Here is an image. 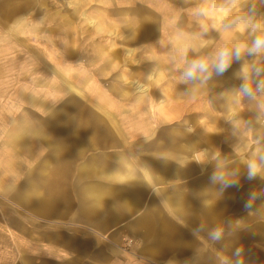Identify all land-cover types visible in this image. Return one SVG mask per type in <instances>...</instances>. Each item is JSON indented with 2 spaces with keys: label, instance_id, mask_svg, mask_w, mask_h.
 I'll return each instance as SVG.
<instances>
[{
  "label": "crops",
  "instance_id": "1",
  "mask_svg": "<svg viewBox=\"0 0 264 264\" xmlns=\"http://www.w3.org/2000/svg\"><path fill=\"white\" fill-rule=\"evenodd\" d=\"M172 1L189 2L193 28L215 38L203 45L177 30L179 12L160 0H0V264H264V187L245 161L264 178V88L239 86L250 65L257 77L248 86L264 81V52L248 51L264 33V0ZM196 9L228 15L223 38ZM239 16L247 23L235 24ZM149 17L154 33L143 29ZM155 35L164 38L162 72L136 78L150 86L145 94L117 71L123 60L140 63L132 42ZM189 48L208 65L196 72L204 88L178 65L168 98L153 99V85ZM224 50L230 64L220 75ZM223 80L226 89L209 91Z\"/></svg>",
  "mask_w": 264,
  "mask_h": 264
},
{
  "label": "rangeland",
  "instance_id": "2",
  "mask_svg": "<svg viewBox=\"0 0 264 264\" xmlns=\"http://www.w3.org/2000/svg\"><path fill=\"white\" fill-rule=\"evenodd\" d=\"M134 1H136L139 4L140 0H134ZM160 1H161V7H162L163 10H165V11H167L169 13H173L176 10L179 12L180 15H174V17L172 18V22L175 25L177 30H179V31H181L183 33H186L189 38H194L195 37L197 40H199V42H197V43H203V45H205L206 42H201V41L212 40L213 38H215L213 32H211V30L209 28H207V26H203V28H202V30L200 32L196 31L193 28V26L191 25L192 20L189 18L190 11H191V8L188 6L189 2H187V8H184V6L182 8L181 6H174V3H173L172 0H160ZM186 1H189V0H186ZM70 2H71L70 7L72 9V8H74V6H73L74 4H73L72 1H70ZM17 4H18V2L16 1V4H15L16 7H17ZM75 6H76V10H78V11L79 10H83V9H90V4H87V3L86 4H81V5H75ZM98 7H99V9H101V6L98 5ZM112 7H113L112 4H109L107 6V8L105 9V11L108 12V10L111 9ZM205 8H209V7H205ZM33 9H35V8L33 7ZM144 9L148 10L149 12L150 11L154 12V9H152L149 5H147ZM24 11H27V9H25ZM196 11H198V14L200 15L201 10L196 9ZM24 14H25V12H24ZM201 16H203L204 18H209L210 22L213 25L216 26L215 29L217 30L216 33L218 35V39L223 38V36L225 34L224 23L226 22L225 20L227 19L228 15H224V16H221V17H219V16L215 17V16H208L206 14H202V12H201ZM138 20L139 19H137V21L134 22V25H135L136 28H138V27L140 28V26H138V24H137ZM234 22H235V24H237V23L238 24L239 23L245 24V23H247V19L245 17H243V16H239V18H236L234 20ZM201 24L204 25V22L203 23L201 22ZM147 26L150 27L151 33L156 32V30L154 28H157V22H156V20L153 17H149L148 19H146L145 27L143 26V29H145ZM219 27H220V29H219ZM162 34L164 35V33H162ZM236 34L241 36V34L239 32L236 33ZM260 34L262 35L264 33H260ZM252 35H253V31H249V33L246 36H252ZM163 40H164V38L162 36L155 35L153 37V39H149L148 41H146V43L147 44L149 43L150 45L149 44L145 45L144 42H141V41H138V40L132 42V44H130V45H133L135 47V49H136V53L133 56H136L137 53H138V55L141 57V61H140V63H134L133 61L131 62L130 60H125V61L123 60L124 63H119V69H118L117 73H119V74H123L124 73L125 74L126 71H127V72H129L128 77L134 76L135 78H137V77H141V75L143 74V71L145 69H151L155 73L158 72L159 76H160L162 70L158 69V65H157L156 61H157V57H159V56L162 57L161 55H163V53H164L165 47L162 44ZM119 45L125 46V45H128V44L127 43L124 44L123 42H119ZM186 50H188V52H184L183 51L180 54V56H181V62L180 63L177 64V63H175L174 60H171L172 61L171 62L172 63L171 64V73L162 75L164 79H161V81L159 83H155L153 85V88H152V91H153V94H154L153 99L156 100V99H158L159 96H160V98H168L166 96V94L168 92L167 89L169 87L170 88L173 87L174 83L176 82L174 80V78H175L176 75H179V73H178L179 69L178 70L176 69L178 65L183 67L182 70L186 73L187 70L190 67L189 65L192 64V62L197 61L193 57H191V52H190L191 49L189 48V49H186ZM197 50H198V52H200V51H206L207 49L205 47H203V48H197ZM170 51H172L171 48H170ZM120 53H122V52H120ZM252 68H253V65H250V71H249V73H247V76H245V77H247V79L244 82L240 83V84H242V85H239L240 88L244 87L245 85H250L253 82V80H255V78L257 77L256 75H254L252 77V80H251L250 75L252 74ZM130 74H132V75H130ZM195 77H197L196 78L197 79L196 82L203 84V88H204L206 82H204V81L201 82L200 81L201 74L197 73V74H195ZM186 78H189V76H187ZM144 80L147 82L146 79H144ZM236 81L238 82V80H235V81L233 80L232 84H234L233 85L234 87H237V82ZM223 82H224L223 86H221V84H220L221 82L218 84V86H216V85H215V87L209 86L210 88H212L209 91L211 93L215 92V94L220 92V91H223V89H226V87H227V85L229 83L226 80H223ZM260 85L261 84H259V83L253 85V87L251 88L252 93H254V94L255 93L256 94L260 93V91H259V89L261 88ZM164 87H167L166 91L164 90ZM215 97L216 96H214V99H215ZM177 100H179V95H178V99ZM218 100H219V98H218ZM165 101L167 102L168 100H165ZM215 102H216V100H215ZM170 104L171 103H169V105ZM235 104H236V102H235ZM225 105H226V103L224 104L223 108L225 107ZM233 108H235V107H233ZM216 109H218V108H216ZM234 110L238 114L237 109L235 108ZM213 113H214L215 120H219V119H221V117L224 118L223 117V113L220 112V111L215 110ZM187 114L188 115H186L185 117H188V118H199L202 113L195 112L193 114L192 113L191 114L187 113ZM149 117L151 118V116H149ZM228 117L232 118L230 115ZM252 119H253V115H252ZM201 121L205 122V120H201ZM263 131L264 130L261 129V133L260 134H263ZM242 160H243V158H242ZM245 161L249 165V163H250L249 162V155H248V158H246ZM262 163H264V161H261L259 164L261 165ZM256 175H257L258 181L262 182L263 187H264V178L263 177H262V179L259 178V175L257 173H256Z\"/></svg>",
  "mask_w": 264,
  "mask_h": 264
},
{
  "label": "clouds",
  "instance_id": "3",
  "mask_svg": "<svg viewBox=\"0 0 264 264\" xmlns=\"http://www.w3.org/2000/svg\"><path fill=\"white\" fill-rule=\"evenodd\" d=\"M255 27H259V25H256ZM244 45H239L236 48V52L239 53L244 49ZM249 52H264V35L258 36L254 43L253 46L248 49ZM230 64V59H229V53L227 50H224L220 53V58L218 60L217 63L214 64V67L217 70V73L222 75L224 72L227 71L228 67ZM197 69H199L200 72H205L208 70V65L205 61H194L192 62L191 67L187 70V72L185 73V75L191 77L194 76L197 72ZM257 72H259V69H257ZM261 88H264V81L261 82L260 85ZM244 91L248 94H252V90L248 85H245ZM249 168V172H248V178L252 179L255 177L259 166L257 165V163L255 162H250L248 165ZM211 179L213 181L219 180L223 183L224 187H230V186H235L236 182L235 181H228L225 179L223 174H213V176L211 177ZM246 207H251L250 204L246 205ZM220 236L219 231H216L213 234V239H218Z\"/></svg>",
  "mask_w": 264,
  "mask_h": 264
},
{
  "label": "bare ground",
  "instance_id": "4",
  "mask_svg": "<svg viewBox=\"0 0 264 264\" xmlns=\"http://www.w3.org/2000/svg\"><path fill=\"white\" fill-rule=\"evenodd\" d=\"M82 23H84L88 27H94L95 26V29H94L95 32H100L101 31V28L99 26H97V24H96L97 22H95V20L93 18H90L88 16L83 15ZM172 34L174 35L173 36V40L182 39V36H179V37L177 36L178 33L176 32V30L173 31ZM164 35H166V32L164 33ZM132 51H133V49H128V53L127 54H132L133 53ZM136 57H138V56H136ZM143 73L145 75H148L147 77H149L152 81L157 79V75L159 74L158 72H156L157 75H155V72H153L151 69H145L143 71ZM126 82L129 84V86H131L132 88H134V89H136L138 91H142L145 94L149 93L150 86L147 83H144V82L140 81L139 79H136V78L135 79H128ZM160 101L162 102L163 100H160Z\"/></svg>",
  "mask_w": 264,
  "mask_h": 264
},
{
  "label": "built area",
  "instance_id": "5",
  "mask_svg": "<svg viewBox=\"0 0 264 264\" xmlns=\"http://www.w3.org/2000/svg\"><path fill=\"white\" fill-rule=\"evenodd\" d=\"M131 242H132V239H128V240H126V242H125V244H126V245H125V248H126L127 245L130 244Z\"/></svg>",
  "mask_w": 264,
  "mask_h": 264
}]
</instances>
